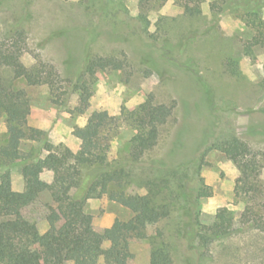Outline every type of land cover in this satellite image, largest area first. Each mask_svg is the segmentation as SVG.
<instances>
[{"label":"rangeland","instance_id":"1","mask_svg":"<svg viewBox=\"0 0 264 264\" xmlns=\"http://www.w3.org/2000/svg\"><path fill=\"white\" fill-rule=\"evenodd\" d=\"M18 20L26 22L27 31L11 36ZM259 22L264 23V0H1L0 51L17 42L23 64L42 70L41 83L27 84L0 62V99L23 89L30 106L28 125L46 131L41 141L20 140L21 151L38 154L36 176L51 183L47 159L66 148L99 157L98 164L85 166L78 178L67 182L80 207L78 228L88 240L115 218L126 220L146 209L145 237L129 238L127 264H155L153 252L161 243L169 249L172 264H264V41L255 40L264 26ZM85 47L93 55L114 57L121 68L87 71ZM67 51L74 57L71 66L64 63ZM144 54L154 58L158 72L141 62ZM147 95L165 104L169 115L159 126L156 145L140 153L124 112ZM95 111L112 117L97 137L88 123ZM207 137L209 149L199 174L210 195L196 204L183 194L173 204L180 188L161 171L155 173L151 191L140 169L129 168L126 177L118 172L117 165L130 159L170 165L189 160ZM6 139V115L1 114L0 161ZM214 141L224 143L223 149L211 147ZM240 143L258 154L260 167L257 181L250 180L248 191L236 194ZM18 160L5 169L13 197L24 191ZM97 173L109 191L117 181L124 182L132 204L98 194L99 187L78 199ZM193 207L203 225L211 224L225 207L233 228L200 257L191 250L197 245ZM22 212L40 232L61 231L66 225L49 190L41 191ZM6 260L7 247L0 246V264ZM96 264L106 263L100 258Z\"/></svg>","mask_w":264,"mask_h":264},{"label":"trees","instance_id":"2","mask_svg":"<svg viewBox=\"0 0 264 264\" xmlns=\"http://www.w3.org/2000/svg\"><path fill=\"white\" fill-rule=\"evenodd\" d=\"M1 3V0H0ZM186 9L192 12V8ZM195 11H199L195 9ZM28 17V16H27ZM132 19L131 21H133ZM26 22L17 21L11 36L20 34L25 29ZM264 26V23L259 22ZM64 32V31H61ZM10 36V37H11ZM255 40L264 41V31L259 30ZM17 43V42H16ZM12 43L0 51V62L10 66L15 77H23L27 84L41 83L42 70L28 68L20 59L22 49L19 44ZM73 55L67 51L66 66L73 64ZM141 62L148 65L155 71L154 58L149 54L141 57ZM84 67L89 72L97 69L111 67L120 69L121 64L114 57L96 56L85 47L83 50ZM193 65V64H192ZM191 65L188 64V68ZM196 74V69H192ZM30 106L26 93L23 89H17L0 99V115H6L7 139L4 146L3 158L0 161V246L7 247V260L4 264H66L72 261L74 264H96L100 258L106 264H127L129 250L128 240L131 237H145V229L149 221L146 209L136 210L133 215L126 219L115 218L109 227L88 240L78 228L80 207L76 199L70 195L67 182L71 178H78L85 166L99 163L97 155H83L74 153L66 148L61 155H50L47 159L48 167L53 171V180L48 183L35 174L34 162L38 154L23 152L20 150V140L29 139L41 141L46 137V131L32 127L27 123V115ZM123 113V111H122ZM168 111L165 104L155 103L152 95H147L145 100L131 111L124 112V119L134 129L132 140L140 153L152 149L159 137V126L168 118ZM112 119L106 111H95L89 118L91 135L97 137L99 128ZM194 151L193 157L189 160L166 164L162 160L147 161L130 159L117 165L121 177L128 176L129 168L140 169L143 173V184L151 191L156 185V172L161 171L164 176L173 183L176 181L180 188L179 193L174 194L173 204H178L177 199L181 194L189 198L191 203H197L200 197L210 195V191L204 185L199 169L204 163V155L209 147H206L210 138L207 137ZM226 143V142H225ZM211 147L223 149L224 143L212 142ZM258 154L250 150L247 144L240 143V155L235 162L240 169V176L235 184V193L240 189L248 191L247 186L250 180L257 181L259 175ZM13 159L20 165L21 175L24 180L23 194L13 197L11 178L7 169ZM198 160V161H197ZM191 166V173L186 170ZM95 170V169H94ZM89 182L86 191L80 196L81 200L93 195L99 187L98 194L108 193L110 199L128 206L134 201L126 195L124 182L117 181L114 188L109 191L108 185L102 174L97 173ZM43 190H49L56 209L65 220V227L61 231L52 228L40 232L35 222L28 219L22 209L33 202ZM172 192H174L172 190ZM147 198V197H146ZM193 221L196 224L197 245L191 250H196L198 257L204 256L210 243L219 237H224L233 232L232 222L229 219L227 209L222 207L215 215L213 222L203 225L198 219V210L193 207ZM108 241V247L104 242ZM193 252V251H192ZM155 264H172L169 249L161 243L154 249Z\"/></svg>","mask_w":264,"mask_h":264}]
</instances>
